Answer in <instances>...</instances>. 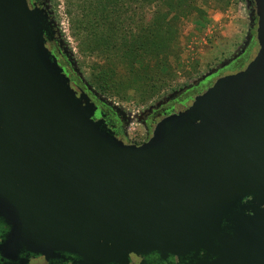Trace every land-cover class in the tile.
Here are the masks:
<instances>
[{
    "label": "water",
    "instance_id": "obj_1",
    "mask_svg": "<svg viewBox=\"0 0 264 264\" xmlns=\"http://www.w3.org/2000/svg\"><path fill=\"white\" fill-rule=\"evenodd\" d=\"M254 59L125 144L47 46L36 1L0 0V256L12 264H264V0Z\"/></svg>",
    "mask_w": 264,
    "mask_h": 264
},
{
    "label": "rangeland",
    "instance_id": "obj_2",
    "mask_svg": "<svg viewBox=\"0 0 264 264\" xmlns=\"http://www.w3.org/2000/svg\"><path fill=\"white\" fill-rule=\"evenodd\" d=\"M45 3L47 12L57 7L55 14L51 11L53 19H50L72 63L73 70L69 69V75L74 88L84 90L94 101L112 106L125 115L128 122L125 138L129 143H142L145 127L154 126L150 117L152 111H182L197 96L213 87L220 77L244 70L259 49L254 0H231L228 6L214 0H199V8L206 15L204 23L199 25L198 18L193 17L183 25L180 51L170 58V70L162 88H152L155 78L149 76L143 77L144 81L135 88L137 90L124 83L123 86L118 84L112 92L102 94L90 85L94 61L79 53L66 15V0H45Z\"/></svg>",
    "mask_w": 264,
    "mask_h": 264
},
{
    "label": "trees",
    "instance_id": "obj_3",
    "mask_svg": "<svg viewBox=\"0 0 264 264\" xmlns=\"http://www.w3.org/2000/svg\"><path fill=\"white\" fill-rule=\"evenodd\" d=\"M56 9L48 11L50 18ZM65 9L80 55L94 61L90 85L102 94L124 83L137 90L149 76L152 88H162L170 58L180 51L183 25L206 18L199 0H66Z\"/></svg>",
    "mask_w": 264,
    "mask_h": 264
},
{
    "label": "flooded vegetation",
    "instance_id": "obj_4",
    "mask_svg": "<svg viewBox=\"0 0 264 264\" xmlns=\"http://www.w3.org/2000/svg\"><path fill=\"white\" fill-rule=\"evenodd\" d=\"M37 2L38 4L41 3L42 7L46 10L45 7V0H28L30 6L33 8L34 2ZM49 14V13H48ZM54 29V34L52 35L51 39L52 41H49L47 39V46L48 48L52 51V53L55 55V57L58 60L59 65L63 68L64 73L68 76L69 78V83L70 85L74 88V83L73 80H71L70 75H69V69H72V63L69 60V57L67 55V51L64 49L60 39L58 38L57 31ZM257 42V40H256ZM258 45V43H257ZM259 48V46H258ZM73 70V69H72ZM76 90H81L80 88H75ZM87 93V92H86ZM88 94V93H87ZM89 95V94H88ZM90 96V95H89ZM92 101L99 107V111L97 112V117H100V112H102L104 121L108 128L112 130L116 137L124 142L125 144H136V143H129L127 142L125 136H126V116L119 113L118 111L114 110L112 106H109L105 103H98L94 101V99L90 96ZM186 108V107H185ZM184 108V109H185ZM183 109V110H184ZM180 112V111H179ZM177 113L174 110H167V109H160L157 112L152 111L151 112V119L154 121V126H146V135L142 141L141 144H136V145H142L150 140L152 137L153 131L155 129L156 124L161 121L162 119L166 118L167 116ZM8 230L4 226V224L0 220V239L4 238L5 235L7 234ZM76 260V257L72 255L65 254L63 255V258L61 260H58L54 262L53 264H73V262ZM143 263H139L136 261H131L133 264H188V262L184 261H177L175 258H169L167 260H163L161 256L158 254H153L147 257L143 258ZM0 264H12L7 260H4L0 256Z\"/></svg>",
    "mask_w": 264,
    "mask_h": 264
}]
</instances>
